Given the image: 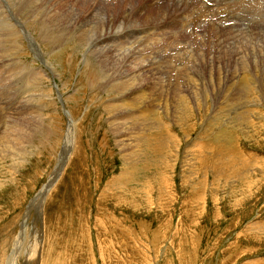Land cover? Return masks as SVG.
Returning <instances> with one entry per match:
<instances>
[{
	"label": "rangeland",
	"instance_id": "1",
	"mask_svg": "<svg viewBox=\"0 0 264 264\" xmlns=\"http://www.w3.org/2000/svg\"><path fill=\"white\" fill-rule=\"evenodd\" d=\"M0 1V264H264V73L252 72L264 56L249 68L254 82L246 74L253 86L238 82L245 74L230 82L217 72L210 83L190 73L161 84V66L145 72L147 51L172 42L169 33L198 6L30 0L26 9L24 0ZM160 17V31L142 40L155 42L142 45L138 65L130 62L123 47L133 33L118 30L135 32L134 45ZM11 28L17 39L6 36ZM248 39V51L261 44ZM119 70L136 75L132 84L117 88ZM226 102L225 124L222 114L205 119ZM65 140L70 154L59 173ZM52 179L37 212L30 203Z\"/></svg>",
	"mask_w": 264,
	"mask_h": 264
},
{
	"label": "built area",
	"instance_id": "2",
	"mask_svg": "<svg viewBox=\"0 0 264 264\" xmlns=\"http://www.w3.org/2000/svg\"><path fill=\"white\" fill-rule=\"evenodd\" d=\"M191 0H180V2H177L174 0L173 2L166 1L165 6H174V5H179L181 8H189V7H196L198 6L200 8V5H190ZM196 0H194L195 2ZM198 4L203 5L200 1H197ZM158 0H154L153 4L157 6ZM159 5V3H158ZM203 8H200L201 11L199 13L192 12V14L187 17H183L184 22L181 20L179 21L180 26L178 29H174L173 32L169 34H173L175 39H178V41H173L170 42L169 44H161L160 46H156L154 49H149L147 52L150 53L146 58L148 59L149 63V69L145 71L148 73V71H155L157 66H161V68L164 69V75H162V80L159 82L161 84H171V81H175L179 77H184V76H189L191 74H195L196 76H203L205 75L206 79L210 83V80L212 79V76L210 75L211 73L213 74L214 72H217L218 74L222 75L223 77H232L233 79H230L231 81H234L235 78H237V75L240 74L239 76H242L241 80H239V83H245L247 86H253V78L252 77H259V74L264 73V67L258 64V67L255 68L254 73H256V76H251L249 68L252 66L254 62H257L258 60H261V58L264 56L263 54V46H264V33L260 32L262 29L255 30L251 29L248 30L247 28H243V26H234L232 25L231 20L234 19L231 15H228L226 12H223L221 9L224 7L222 6L221 8L216 7L215 9L212 8H207L206 5H203ZM212 10V11H208ZM205 11V12H204ZM231 12V11H230ZM208 14L206 18L201 17V15ZM231 14H233L231 12ZM214 18H211V17ZM237 16V15H236ZM164 17H160V19L152 26L153 32L151 34H147L146 31H149L150 27L146 29L144 36L138 40H136V43L134 45H131L134 42V37L133 34L135 32L126 30V31H121L118 30V37L124 36L126 32L133 33L129 38L130 41L127 43L126 46L123 47L124 51H127L126 55H129L131 60L130 62L134 61V64L138 65L139 59H142L143 53L145 49L142 47V45L146 44L151 45V43H154L155 41L149 40V41H142L143 39L150 38L155 36V33L157 31H160V29L156 28V25H159L160 21H162ZM236 19V18H235ZM125 20L122 19L120 21ZM257 21V20H256ZM260 21V20H258ZM225 25L222 27L220 25ZM122 24V23H121ZM178 24V25H179ZM191 24H193L195 27H201V29L196 30L198 33H196L194 30L190 29ZM120 28V25H118ZM167 28L166 30H168ZM264 30V29H263ZM203 31V33H202ZM212 31L215 36L210 37L209 32ZM117 32V29L116 31ZM140 32H138L139 34ZM140 34V35H142ZM168 34V35H169ZM139 35V36H140ZM151 35V36H149ZM167 35V37H169ZM252 35V36H251ZM138 36V37H139ZM177 38H176V37ZM133 37V38H132ZM195 39H193V38ZM254 38L256 39L259 43L261 42L260 46L248 51L247 46L245 44H241L242 40H249L248 38ZM142 41V42H141ZM179 41L181 42L180 47ZM251 41V40H250ZM256 42V41H253ZM257 42V43H258ZM209 46L213 47V50H219L220 56L213 57L212 51L209 52L207 48ZM167 47V49H165ZM239 49L242 50V52L245 51V55L241 58H237V52H240ZM113 50V49H112ZM171 52V53H170ZM141 55V56H139ZM166 55V56H165ZM171 55V56H170ZM163 62V60H165ZM221 64V66H219ZM143 70V68H142ZM144 71V70H143ZM144 72V74H145ZM163 71H160L158 73H161ZM155 73V72H154ZM246 74H248L250 79L253 80L251 83L246 82ZM177 76V77H176ZM244 78V79H243ZM156 81V80H155ZM204 94L207 95L205 89H200ZM163 92V86L160 88L159 95H162ZM149 96V97H148ZM147 97L150 100L151 93ZM220 96V93L218 94V97ZM224 97V95H223ZM228 102L226 104H220L218 107L208 108V111L211 113L210 116L205 117L206 120L212 119L213 121H220L221 117L220 114H222L223 120H221L222 124H225L224 118L228 117L229 115L226 114V108L228 105ZM211 109V110H210ZM218 109H221V113L217 112ZM248 107L244 108V111H246ZM232 110V109H230ZM241 113V112H240ZM215 114V118H214ZM236 115L231 117V120L234 121V118ZM219 124V125H222ZM190 134H188L189 136ZM199 138V139H198ZM201 137H196L195 139H198L200 141ZM204 140V138H201ZM194 140H192L193 142Z\"/></svg>",
	"mask_w": 264,
	"mask_h": 264
},
{
	"label": "bare ground",
	"instance_id": "3",
	"mask_svg": "<svg viewBox=\"0 0 264 264\" xmlns=\"http://www.w3.org/2000/svg\"><path fill=\"white\" fill-rule=\"evenodd\" d=\"M19 1V0H18ZM29 1L30 0H24V5L26 6V9H27V7H29L30 5H29ZM38 1V0H37ZM89 1V0H88ZM114 1V0H113ZM210 1V0H209ZM222 1V4L221 5H224V7L221 9L223 12H226L228 15H231L232 17H234V19H232L231 20V22L230 23H236V22H241V21H246V20H248V21H250V22H252V20L254 19V18H256L257 16H259V17H264V15L262 14V10L260 9V8H257V7H255V6H249L248 7V11H247V13L246 14H244V15H241V16H236L234 13L233 14H231V12H230V9L232 8V7H234V8H236L238 5L237 4H235V3H233V2H231V1H227V0H214V1H210V2H215L214 4H219V2H221ZM20 2H21V0H20ZM31 2V1H30ZM35 2V1H34ZM48 2V1H47ZM46 2V3H47ZM84 2V1H83ZM94 2H95V0H94ZM107 2V1H106ZM177 2H180V0L179 1H177ZM0 3H1V1H0ZM45 3V2H44ZM43 3V4H44ZM17 4V3H16ZM42 4V5H43ZM190 4H192V5H200V4H198L197 3V1H195L194 2V0H191L190 1ZM1 5V4H0ZM19 5H21V4H19ZM23 6V5H22ZM101 6V5H100ZM1 7V6H0ZM18 7V6H17ZM103 7V6H102ZM204 6H200V8H203ZM207 7V6H206ZM220 7V6H219ZM218 7V8H219ZM2 8V7H1ZM8 8V7H7ZM22 8H24V7H22ZM101 8V7H100ZM205 8V7H204ZM208 8V7H207ZM98 9V8H97ZM102 9V8H101ZM177 9V8H176ZM206 9V8H205ZM16 10H20V8L18 9H16ZM25 10V9H24ZM99 10V9H98ZM103 10V9H102ZM105 10V9H104ZM103 10V11H104ZM200 10V9H199ZM208 11H212V10H209V9H207ZM2 11V10H1ZM94 11V10H93ZM95 11H97V10H95ZM100 11V10H99ZM181 11V10H180ZM201 11V10H200ZM200 11H198V12H200ZM33 12V11H32ZM31 12V13H32ZM102 12V11H101ZM205 12V11H204ZM97 13V12H96ZM103 13V12H102ZM105 13V12H104ZM103 13V14H104ZM1 14H2V12H1ZM192 14V13H191ZM3 15H0V19H1V17H2ZM208 16V14L206 13L205 15H201V17H203V18H206ZM39 18H41V16L39 17ZM236 18V19H235ZM104 19V18H103ZM3 20V19H2ZM97 20V19H96ZM99 20V19H98ZM45 21V20H44ZM50 21V20H49ZM100 21V20H99ZM108 22V21H107ZM3 23V25H4V22H0V27H1V24ZM96 23V22H95ZM7 27V26H6ZM1 29V28H0ZM9 29V28H8ZM259 30V29H258ZM0 31H3V30H0ZM4 32H5V34H6V36L8 37V39L10 38V40L11 39H17L18 38V33L15 31V30H13L12 28H11V30H4ZM260 32H262V33H264V30L262 29ZM3 33V32H2ZM112 33V32H111ZM1 34V33H0ZM157 34V33H156ZM45 35H47L48 37H52V35L51 34H49V33H47L46 31H45ZM96 37V36H95ZM101 37V36H100ZM94 38V37H93ZM90 39L91 40H93L91 37H90ZM100 39H103V38H100ZM116 39V38H115ZM121 39V38H120ZM7 40V39H6ZM108 40H110V39H108ZM117 41H118V39H116ZM13 41V40H12ZM51 41H54V42H56V43H59L60 41H61V37H60V39L59 38H57V37H52L51 39H50V42ZM96 41V40H95ZM94 42V41H93ZM105 42L106 41H104V42H100V44L102 45H105ZM113 42H115V41H113ZM87 44V43H86ZM90 45V44H89ZM111 46L112 47H115V46H117V42L114 44V43H111ZM110 46V47H111ZM13 47V46H12ZM31 47V46H30ZM105 47V46H104ZM111 47V48H112ZM92 48V52L94 51V53L93 54H96L97 56H99L98 54H101L102 55V53H103V51H102V49L100 48V46L98 47L97 45H95V44H91V46H90V49ZM116 48V47H115ZM119 48V47H118ZM105 49V48H104ZM109 50H110V48H109ZM115 50V49H114ZM96 51H98V53H95ZM91 52V51H90ZM115 52H119V49H116L115 50ZM120 53V52H119ZM2 55V54H1ZM122 55V54H121ZM130 55V54H129ZM116 56L118 57L119 56V54L117 53L116 54ZM100 57V56H99ZM3 57H0V59H2ZM7 58V57H6ZM101 58V57H100ZM112 58V57H111ZM115 58V57H114ZM119 58V57H118ZM121 59V58H120ZM126 59V56L119 62V64L118 65H120V66H122V68H123V62L126 64V62L127 61H129V60H125ZM103 60H105V58L103 59ZM118 60V59H117ZM116 60V61H117ZM2 61V60H1ZM5 61V60H4ZM1 63V62H0ZM97 63H99V62H97ZM139 63V62H138ZM101 64V63H100ZM116 64V63H115ZM124 64V65H125ZM85 65H87V64H85ZM117 65V64H116ZM127 66V65H126ZM111 67V66H110ZM115 67V66H114ZM140 69V68H139ZM87 70H88V75L90 76V75H92V70H93V68H91V67H89L88 66V68H87ZM126 70V69H125ZM124 70V71H125ZM141 70V69H140ZM124 71H121V70H119L118 72H117V76L119 77V81L116 83V85H117V88H120V86H119V84H121V83H130L131 82V84H132V81L134 80V77L136 76V75H129V74H125V73H123ZM21 72V71H20ZM119 72L121 73V74H119ZM28 73V72H27ZM137 74V73H136ZM140 74V73H139ZM19 76V75H18ZM28 76V75H27ZM162 76V75H161ZM160 76V77H161ZM159 77V78H160ZM24 78V77H23ZM110 78V77H109ZM154 78V77H153ZM162 78V77H161ZM21 79V78H20ZM110 79H112V76H111V78ZM17 80V79H16ZM159 80H161V79H159ZM21 81V80H20ZM23 81H25L24 79H23ZM100 81V80H99ZM18 82V81H17ZM26 82V81H25ZM127 83V84H128ZM29 84V83H28ZM130 85V84H129ZM127 85L125 84L124 85V87H126ZM103 88V87H102ZM122 88V87H121ZM10 89V88H9ZM23 89V88H22ZM25 92V91H24ZM13 94V93H12ZM19 94V93H18ZM16 96V95H15ZM1 101H2V99H1ZM2 104V103H1ZM2 106V105H1ZM128 107V106H127ZM3 109V108H2ZM1 108H0V110H2ZM120 119V118H119ZM69 132V131H68ZM70 134H71V132H70ZM9 136V135H8ZM70 136V135H69ZM72 136V135H71ZM66 138H67V141H68V134L66 135ZM17 141V140H16ZM67 141L65 140V142H66V145H64V147H63V150H62V152H61V154H60V156L58 157V160H59V169L57 170L59 173H60V171L61 170H63V168H61V167H64L65 165H66V163H67V160H66V158H65V155H67V154H70V152H69V144H67ZM25 143V142H24ZM68 143H70V141H68ZM8 144V143H7ZM10 144V143H9ZM5 145H6V143H5ZM17 145V144H16ZM11 146V145H10ZM14 146V145H13ZM74 147V146H73ZM8 148V147H7ZM19 148V147H18ZM4 149V148H3ZM16 149V148H15ZM8 150V149H7ZM6 150V152H8ZM14 150V149H13ZM20 150V149H19ZM16 151V150H15ZM17 151H18V149H17ZM21 151V150H20ZM5 152V151H4ZM19 152V151H18ZM8 154H10L11 155V153H8ZM15 154V153H14ZM17 154H20V153H17ZM23 154V153H22ZM9 155V156H10ZM12 155H13V153H12ZM11 155V156H12ZM13 157V156H12ZM11 157V158H12ZM15 157V156H14ZM10 158V159H11ZM1 159H3V158H1ZM9 159V160H10ZM17 160V159H16ZM11 161H12V159H11ZM14 161V160H13ZM15 164V163H14ZM59 173L57 174L58 176H59ZM57 180V179H56ZM56 180L55 179H52V181H49V183L46 185V186H44L42 189H41V193H40V195H39V193H38V195H39V198H37L36 200H32L33 202L32 203H30L31 205H30V207L32 208L34 205H35V207L37 208L36 209V211L38 212V210L41 208V205H42V202H44V199L46 200V196H45V194L48 192V191H50L51 189H52V186H54V184L56 183ZM50 193V192H49ZM47 196H48V194H47ZM45 197V198H44ZM48 199V198H47ZM36 203V204H35ZM41 210H42V208H41ZM41 215V214H40ZM25 225V224H24ZM261 228V227H260ZM21 229H23V228H21ZM35 233H36V231H35ZM35 235V234H34ZM27 239V238H26ZM21 243H22V241H21ZM27 243V242H26ZM31 243V247H30V251H32L33 250V256H37V251H38V244H37V239H36V237H33L32 238V241L30 242ZM39 243V242H38ZM33 244H35V245H33ZM29 250V249H28ZM37 250V251H36ZM26 251V250H25ZM18 255V254H17ZM29 255V254H28ZM15 256H16V253H15Z\"/></svg>",
	"mask_w": 264,
	"mask_h": 264
},
{
	"label": "water",
	"instance_id": "4",
	"mask_svg": "<svg viewBox=\"0 0 264 264\" xmlns=\"http://www.w3.org/2000/svg\"><path fill=\"white\" fill-rule=\"evenodd\" d=\"M36 239L39 241L40 240V242L42 241V230L41 231H39L38 233H36Z\"/></svg>",
	"mask_w": 264,
	"mask_h": 264
}]
</instances>
